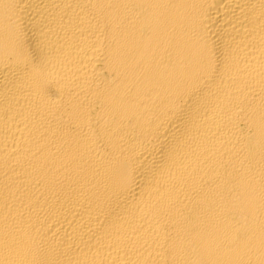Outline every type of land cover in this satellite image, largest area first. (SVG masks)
Instances as JSON below:
<instances>
[{"label": "bare ground", "instance_id": "bare-ground-1", "mask_svg": "<svg viewBox=\"0 0 264 264\" xmlns=\"http://www.w3.org/2000/svg\"><path fill=\"white\" fill-rule=\"evenodd\" d=\"M0 264H264V0H0Z\"/></svg>", "mask_w": 264, "mask_h": 264}]
</instances>
